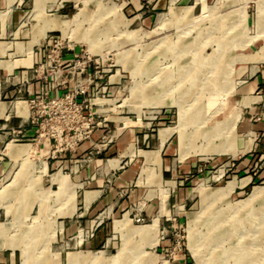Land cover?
<instances>
[{
  "label": "crops",
  "instance_id": "obj_1",
  "mask_svg": "<svg viewBox=\"0 0 264 264\" xmlns=\"http://www.w3.org/2000/svg\"><path fill=\"white\" fill-rule=\"evenodd\" d=\"M65 1L67 0H45L41 19H37L34 17L35 0L31 1V6L26 0H0V48H4V52L0 53V190L39 187L74 190L75 210L72 208L71 215L55 219L56 224L61 222V229L57 230L55 238L74 240L76 248L67 253L65 264H68L70 255L80 257L79 262L73 264H90L89 255L100 251L103 256H109L114 246L117 249L121 246L124 238L128 239V246L132 250L141 248L151 256L150 253L153 252L147 249L155 251L159 246L160 249L166 250L171 244L170 234L179 217L177 209H186L190 202L187 195L188 187L183 185L189 178L187 175L197 171L201 166L200 163L197 164L199 158L194 159L193 156L197 154H190L179 162L177 147H173L171 139L176 133L171 134L169 129H165L160 132L159 137L160 128L169 126L160 127L156 133H151L149 127L153 118L139 125V118L129 122L127 121L130 120L129 116L126 115L119 116V123L116 125L105 122V119L99 121L89 137L79 141L76 147L68 151L55 150L51 140L41 139L34 142L37 123L33 119L28 99L38 97L42 92H47L51 97H59L66 91L82 89L84 93H78L76 96V99L81 101L85 93L89 95L88 88L96 78L94 76L96 70L92 69L99 67L100 59L105 61V57H92L88 53L82 68L73 66L79 55L74 46L60 43L56 45L47 38L51 32L60 30L63 33V28L69 34L64 21L72 16L60 19L67 16L63 10ZM48 4L58 6L56 13L47 14ZM129 4L122 11V15L133 14L130 19L138 18L140 24L149 28V31L157 25L158 15L167 13L170 7L178 14L185 8L180 17H183L190 8L191 16L199 15L204 12V6L214 4L219 6L218 14L228 13L227 18H221L225 22L224 28H231L227 36L229 46L225 51V57L233 56L230 62L235 63L234 84L227 77L232 84L233 92L227 96L226 103L216 118L223 120L233 115L236 153L224 152L213 155L225 156L227 162L235 159L232 162L234 168L231 171L234 174L231 177L240 179L235 180L237 185L229 195L244 189L256 179L263 178L264 0H146V3L142 0H130ZM222 6H226V11H221ZM1 15H4V19ZM49 19L53 20L55 27L47 30L44 37H39L37 42L32 43L38 37L44 20ZM204 22L199 28L205 26ZM209 23L206 26H211L214 19ZM217 23L219 28L220 17ZM142 26L135 30L143 29ZM230 32L233 34L229 35ZM208 44H212L213 48L217 47L216 41ZM151 54L147 58L148 66L157 59V55L150 57ZM187 54L188 52L180 56L188 57ZM104 76H107V79L103 82ZM74 77L75 83L71 81ZM101 78L103 79L94 82L92 90L100 88L105 92L111 88L108 85L116 84L112 81L115 74H103ZM79 79L82 80L78 81ZM86 82L87 84L83 86ZM145 95H149V92ZM143 96L137 93L136 99ZM160 140L164 143L162 144ZM26 144L43 157L39 166L35 164L23 167L15 163L16 160H21L20 157L25 158L26 153L22 150L26 149ZM158 149L161 163L160 169L154 171L157 174L154 181L150 171V168L154 167L147 166L145 170H149L145 174L141 170L145 161L148 163L157 160L158 152L155 150ZM116 170L120 171L117 173ZM53 178H56V181ZM45 179H48L47 186H44ZM243 180L246 183L241 185ZM145 184L149 189L145 190ZM164 190L167 196L162 200ZM155 191L157 195L154 194ZM54 198L55 196H52L49 204L54 203ZM5 199L6 192L0 196V208L5 212V219L0 221V264H35L31 252L28 251L27 239L39 233L37 230L27 228V224H31L27 222L28 218L24 221L20 217L14 223L11 217L14 215L10 209L11 202ZM26 204L25 202L24 205ZM139 204L142 207L138 208ZM33 207L38 208L35 204ZM134 211L143 217L144 224H133L130 215ZM21 212L22 208L18 213ZM125 216L130 220L129 226L133 227L126 235L122 232H127L128 229L126 231L117 229L121 226L127 227L128 220L124 218ZM16 217L18 216L15 215ZM42 222L47 224L49 220L42 219ZM156 223L157 242L153 243L152 228ZM88 228L94 229L91 237L79 238V234ZM13 229L16 231H12ZM54 234L55 228L52 227L48 230L47 236L53 237ZM98 247L100 249H96ZM54 254L57 253L51 252V255ZM154 256L157 257V255L151 257ZM47 260L48 257L44 264H48Z\"/></svg>",
  "mask_w": 264,
  "mask_h": 264
},
{
  "label": "rangeland",
  "instance_id": "obj_2",
  "mask_svg": "<svg viewBox=\"0 0 264 264\" xmlns=\"http://www.w3.org/2000/svg\"><path fill=\"white\" fill-rule=\"evenodd\" d=\"M26 1L31 6L32 0ZM44 2L45 0H35L34 17L37 19H41ZM129 2L130 0H67L63 2V10L67 16L60 17V19L64 20L72 16L64 21L65 26H68L69 34L63 28L64 34L59 30L49 33L47 38L56 45L60 43L74 46V50L78 51L79 55L73 66L82 68L88 53L92 57H105V61L100 59L98 68L92 69L97 72L96 74L94 72L96 78L93 77L94 81L88 88L89 95L84 94V98L92 103L89 109L93 113L95 123L105 119V122L116 125L119 123L118 117L126 115L130 119L127 121L131 122L139 118L141 122H138L139 125H143L142 122L153 118L149 127L151 133H156L160 127L169 126L160 128L159 137L160 132L165 129H169L171 134H177H174L171 139L173 147H177L179 162L190 154H197L193 158H199L197 164L200 163L201 166L197 171L188 174L189 178L184 182L183 186L188 187L187 195L190 202L186 209H177L179 217L170 234L171 244L168 249L163 250L159 246L155 248V251L147 249L153 252L150 253L151 256L157 255V257H151L141 248L132 250L128 246V239L124 238L121 246L118 249L114 246L109 256H103L101 251L90 254L89 263L264 264V177L256 179L244 189L229 195L237 185L235 180L240 179V177H234V179L231 177L234 174L231 169L234 168L232 162L235 159L227 162L228 159L225 156L213 155L224 152L236 153L233 115L223 120L216 118V115L223 109L227 96L231 93L229 88L234 84L235 63L230 62L233 56L225 57V51L229 46L227 36L231 28H224L225 22L221 18H227L228 13L218 14L219 6L214 4L204 6V12L202 11L199 15L191 16L190 8L183 17H180L185 8L178 14L170 7L167 13L158 15L157 25L149 31V28L140 24L138 18L130 19L133 14L122 15V11L130 5ZM142 2L146 3V0ZM57 7L55 4H48L47 14L56 13ZM225 8L226 6H222L221 11H226ZM1 17L4 19V15ZM120 19L123 21L121 22ZM213 19L214 23L206 26ZM203 22L205 26L199 28ZM141 26L143 29L135 30ZM54 27L55 23L52 19L44 20L38 37L32 43L37 42L39 37H44L45 32ZM231 34L233 32L229 35ZM201 38L202 40H199ZM213 41L217 42L216 48L208 44ZM201 47L204 54L201 53ZM88 48L90 50H87ZM3 49L0 48V53L4 52ZM187 52L188 57H181ZM101 53L106 54L101 55ZM150 54V57L157 55V59L148 66L147 58ZM133 66L135 67L132 68ZM103 74H115L112 81L116 84L108 85L111 88L105 92L100 88L92 90L91 86L95 81L103 78H105L103 82L106 81L107 76L101 78ZM227 77L231 79L232 84ZM80 80L82 79L78 81ZM71 81L75 83L76 78L74 77ZM86 84L87 82L83 86ZM147 91L149 95H145ZM137 93L143 94V98L136 99ZM94 99L97 100L93 101ZM117 104L121 105L117 106ZM83 113L86 115L88 109H85ZM131 125L137 124L131 123ZM212 130L214 132L210 134ZM180 134L184 135V142L187 146L184 153L180 151ZM34 138V142L46 139H38L36 135ZM53 144L55 149V143ZM76 146L77 144L74 147ZM62 147L58 145L57 149L60 150ZM74 147L61 151H68ZM25 148L22 150L26 153L25 158L20 157L21 160L18 159L15 163L23 167L35 164L39 166L43 157L35 153L34 148L29 144H26ZM155 151L158 152L157 160L148 163L145 161L141 170L145 174L149 170H145L147 166L154 167V169L150 168L154 181L157 177L154 171L160 169L161 163L159 149ZM176 156L177 154L174 155ZM119 171L116 170L117 173ZM53 180L56 181V178ZM61 180L64 182L63 179ZM245 183L246 181L243 180L241 185ZM47 185L48 179H45L44 186ZM144 187L145 190L149 189L146 184ZM52 188L55 189V186ZM255 188H261V192H254ZM5 192V200L11 202L10 209L14 214L11 216L12 221L15 223L20 217L24 221L28 218L27 222L31 224H27V228L32 231L37 230L39 233L27 239L28 251L31 252L35 264H44L46 257H48V264H65L67 253L76 248L74 240L63 237L60 240L55 238L57 230L61 229V222L56 224L55 219L71 215L72 208L75 210L74 190L68 188L52 190L40 187L26 190L12 189L0 190V196ZM154 194L157 195V191ZM52 196H55V201L51 205L49 201ZM162 196L164 200L167 196L165 190ZM25 202L26 205H24ZM34 204L38 206L37 209L33 207ZM139 207L142 205L139 204ZM21 208L23 212L18 213ZM136 214L137 212L134 211L130 215L133 224H144L143 217ZM15 215L18 217L15 218ZM137 216L141 218L139 221H136ZM124 218L128 220L127 227L121 226L117 229L121 231L128 229L127 232H122L126 235L133 227L129 226V218L127 216ZM4 219L5 212L3 208H0V221ZM42 219H48L49 222L45 224ZM52 227L55 228V234L53 237H48L47 232ZM13 228L19 229V227ZM93 231V228L85 229L79 234V238L88 239ZM152 231L154 232L152 242L156 243L157 223ZM51 240L54 241L51 242ZM242 247L245 249V254L240 252ZM51 252L57 254L51 255ZM79 260L80 257L70 255L68 264L77 263Z\"/></svg>",
  "mask_w": 264,
  "mask_h": 264
},
{
  "label": "built area",
  "instance_id": "obj_3",
  "mask_svg": "<svg viewBox=\"0 0 264 264\" xmlns=\"http://www.w3.org/2000/svg\"><path fill=\"white\" fill-rule=\"evenodd\" d=\"M78 93L84 91H67L59 97L42 92L40 96L28 99L33 119L37 123L36 138L53 140L57 151L58 145L63 146L59 151L74 147L78 141L89 137L96 125L89 109L92 103L86 98L77 101ZM85 109H88L86 115L83 113ZM140 219L136 217V221Z\"/></svg>",
  "mask_w": 264,
  "mask_h": 264
},
{
  "label": "bare ground",
  "instance_id": "obj_4",
  "mask_svg": "<svg viewBox=\"0 0 264 264\" xmlns=\"http://www.w3.org/2000/svg\"><path fill=\"white\" fill-rule=\"evenodd\" d=\"M3 18V17H2ZM189 75H191V74H189ZM188 75V76H189ZM229 91L231 92L232 91V87H230L229 88ZM95 100H97V99H94L93 101H95ZM209 132V131H208ZM213 132H214V130H212V131H210L209 133L210 134H213ZM221 134V133H220ZM217 135V134H216ZM213 136H215V135H213ZM211 139H213V138H211ZM204 144V143H203ZM187 148V146L185 145V142H184V135L183 134H180V151L181 152H183L184 153V151H185V149ZM61 180V179H60ZM255 191L254 192H261V188H255L254 189ZM258 195H260V194H258ZM257 196V195H256ZM263 210V209H262ZM257 211H259V210H257ZM256 211V212H257ZM255 212V213H256ZM252 214H254V213H252ZM260 214V213H259ZM263 215V214H262ZM254 216V215H253ZM260 218H261V216H260ZM254 220V219H253ZM262 220V219H261ZM250 222V221H249ZM245 227V226H244ZM238 228V227H237ZM252 229V228H251ZM241 230V229H240ZM244 230V229H243ZM246 230V229H245ZM252 231V230H251ZM255 231V230H254ZM260 234V233H259ZM247 242V241H246ZM260 242V241H259ZM248 244V243H247ZM249 245V244H248ZM252 245V244H251ZM243 246V245H242ZM260 246V245H259ZM264 246V245H263ZM248 248H250V247H248ZM252 248V247H251ZM262 248V247H261ZM251 250V249H250ZM240 251V250H239ZM252 251V250H251ZM260 251V250H259ZM240 252H243V254H245V249L242 247V250L240 251ZM261 252V251H260ZM261 254V253H260ZM259 257V256H258ZM252 258V257H251Z\"/></svg>",
  "mask_w": 264,
  "mask_h": 264
}]
</instances>
